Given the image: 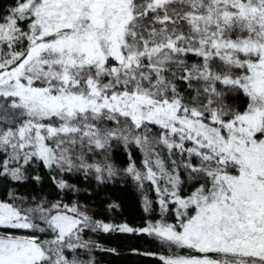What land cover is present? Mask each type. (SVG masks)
Returning a JSON list of instances; mask_svg holds the SVG:
<instances>
[{
	"label": "snow or ice",
	"instance_id": "6c2138e0",
	"mask_svg": "<svg viewBox=\"0 0 264 264\" xmlns=\"http://www.w3.org/2000/svg\"><path fill=\"white\" fill-rule=\"evenodd\" d=\"M129 182L159 221L91 211ZM0 186V264L117 254L90 234L149 237L171 254L133 251L160 264H264V0H16L0 17Z\"/></svg>",
	"mask_w": 264,
	"mask_h": 264
},
{
	"label": "trees",
	"instance_id": "16d2710c",
	"mask_svg": "<svg viewBox=\"0 0 264 264\" xmlns=\"http://www.w3.org/2000/svg\"><path fill=\"white\" fill-rule=\"evenodd\" d=\"M16 2V0H0V17H3L7 10ZM115 158L119 163H124L126 156L123 152H117ZM134 158L139 165L141 160V154L135 153ZM44 174V170H41ZM71 180L78 184V186L88 187L86 181H83L80 177H72ZM31 186L27 189H21L20 191L29 192ZM91 190V189H89ZM43 192L49 196V198H55L56 193L48 187V181L45 179V187ZM150 199L155 200V192L149 191L147 193ZM8 199L5 196V189L0 186V200ZM75 197L72 195L65 196L63 198L65 203L73 201ZM81 203L84 202V197L81 196ZM108 202H114L119 205L118 209H109ZM91 211L95 213L97 218L103 219L107 222L114 223H128L130 226L140 227L151 220L156 222L160 220L158 205H154L155 211L151 214L145 213L143 210V197L140 191H138L131 182L127 184H115L106 189V195L95 199L89 200ZM165 219L167 222H175L174 213H169ZM3 231V230H0ZM92 238L97 240L105 248H114L116 253L96 251L94 253L97 264H160V261L156 256H142L137 255L133 250L139 251H151L158 254L169 255L171 250L160 247L155 241L149 237L133 236L129 234H90Z\"/></svg>",
	"mask_w": 264,
	"mask_h": 264
}]
</instances>
